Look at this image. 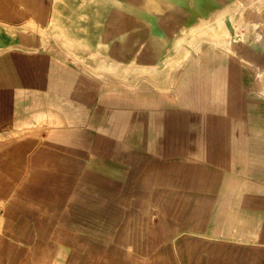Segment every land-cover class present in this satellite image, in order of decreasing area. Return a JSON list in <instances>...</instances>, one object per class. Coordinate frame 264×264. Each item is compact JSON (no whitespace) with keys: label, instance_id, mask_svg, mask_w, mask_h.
Instances as JSON below:
<instances>
[{"label":"crops","instance_id":"1","mask_svg":"<svg viewBox=\"0 0 264 264\" xmlns=\"http://www.w3.org/2000/svg\"><path fill=\"white\" fill-rule=\"evenodd\" d=\"M56 1L72 11L52 16ZM234 1L238 13L257 2ZM180 2L0 0V138L31 131L40 147L73 162L88 186L144 196L151 258L264 264V80L241 58L264 65V49L237 54L194 42L171 67L184 38L170 48L163 20ZM173 12L184 17L178 6ZM234 17L223 10L204 27ZM54 18L56 37L41 43L38 26ZM29 20L38 29L28 38L4 31Z\"/></svg>","mask_w":264,"mask_h":264},{"label":"rangeland","instance_id":"2","mask_svg":"<svg viewBox=\"0 0 264 264\" xmlns=\"http://www.w3.org/2000/svg\"><path fill=\"white\" fill-rule=\"evenodd\" d=\"M124 5L126 18L118 21L121 29L128 26L131 4ZM171 5L174 10L163 20L168 22L170 48L175 49V41L192 29L204 27L220 11L228 10L235 17L226 19L230 35H223L221 43L242 36V49H264V1L248 4L240 14L234 0H184ZM176 6L184 10V17L174 16ZM71 9L70 3L56 1L52 16ZM74 19H68L69 23L87 20ZM61 22L60 27L64 26ZM3 28L20 38L38 29L35 24ZM55 31V27L39 30L40 42L56 37ZM199 37L189 44L199 42ZM257 79L262 84L264 70ZM75 167L59 152L40 147L31 131L0 138V264H171L148 253L143 229L148 214L145 197L105 194L80 181Z\"/></svg>","mask_w":264,"mask_h":264},{"label":"bare ground","instance_id":"3","mask_svg":"<svg viewBox=\"0 0 264 264\" xmlns=\"http://www.w3.org/2000/svg\"><path fill=\"white\" fill-rule=\"evenodd\" d=\"M257 1H259V0H257ZM261 1H264V0H261ZM255 3L256 2L251 3V4H255ZM55 22H56V19L54 18V19L51 20V22L48 25L43 26V27L42 26L41 27L38 26V28L41 31H46L48 28H51L52 29L55 26ZM27 24L31 27V26H33L34 23H33L32 20H29L27 22ZM27 24H25L24 26H26ZM3 26L8 27V28L12 27V26L7 25V24H3ZM199 33H204L205 35L203 34L204 36H202V34H199ZM240 33H241V35L243 34L242 32H240ZM225 34L230 35L229 34V29L223 23H221L220 25L215 26V27H204V28H200V29H196V30L192 31L186 38H184L182 41H180L178 53H177L176 57L174 58V60L172 61L171 67H174V65L178 64L179 62L181 63L183 60H185L188 57L189 53H188V51H186L184 49L185 48V45L186 44H189L190 43V40L192 38H194V37H197V35L200 36L198 38L199 39V42H197V43L195 42L194 49H198L199 48V45L202 44V43H209L210 45L213 44V45H217V46L218 45L219 46L226 45L227 48H230L233 52H236L238 54V48L241 47L239 44L243 43L242 42V36H240L239 38H235V39H227L224 43H221L220 39ZM105 37H106V34L104 32L102 33V35L99 36V44L97 46L98 48H102L103 45L101 43H103V39ZM96 53L101 54L104 57V59H106L105 60V65L103 67L104 70H106V71L107 70L112 71L113 67L111 65L113 63L107 61L106 52L105 51H101V52L98 51V52H95V54ZM241 58L245 62H247L248 64H250V65L255 66L254 64H256V63H254L253 58L249 54H247V53L241 54ZM108 64H110V66ZM254 68H255V70H256V72L258 74V73H260V72H262L264 70V65H257ZM262 92L264 93V91H262ZM146 184H148V183L146 182Z\"/></svg>","mask_w":264,"mask_h":264}]
</instances>
